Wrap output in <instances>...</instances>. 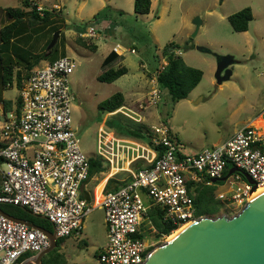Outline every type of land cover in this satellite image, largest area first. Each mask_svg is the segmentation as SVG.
<instances>
[{
  "label": "built area",
  "instance_id": "2783aa9c",
  "mask_svg": "<svg viewBox=\"0 0 264 264\" xmlns=\"http://www.w3.org/2000/svg\"><path fill=\"white\" fill-rule=\"evenodd\" d=\"M35 7L39 13L44 9L38 3ZM102 20L107 19L87 20L79 34H102L94 26ZM110 49L117 54L126 49L134 52L133 46L118 42ZM172 51L180 54L177 47ZM74 66L75 60L68 54L34 66L17 89L19 104L14 99L5 107L0 100V164L4 165L0 166V202L43 215L56 237L79 233L85 214L100 206L105 241L96 253L98 263L140 264L148 249L166 236L156 235L147 214L151 206L161 208L162 219L175 228L198 216L186 180L212 183L211 178L223 175L226 164L246 172L252 182L233 171L224 179L225 190L215 193L232 212L264 188V128L259 132L249 121L224 140L194 153L179 150L162 120L149 125L145 140L119 136L106 126V118L115 113L141 121L140 110L159 101L162 91L154 69L149 71L151 85L135 107L121 104L104 111L96 126L95 156L110 172L125 171V181L115 189L100 190L96 201L82 196L88 155L80 149L72 123L74 95L68 75ZM46 245L42 231L0 213V264H18L23 254L32 255Z\"/></svg>",
  "mask_w": 264,
  "mask_h": 264
},
{
  "label": "rangeland",
  "instance_id": "374dc122",
  "mask_svg": "<svg viewBox=\"0 0 264 264\" xmlns=\"http://www.w3.org/2000/svg\"><path fill=\"white\" fill-rule=\"evenodd\" d=\"M19 1L0 0V8L4 3L13 5ZM35 1L49 10L53 3L59 7L53 9L56 13L53 12L48 21L20 31L18 49L31 55L29 59L33 58V54L45 50L53 32L59 30L54 46L48 51L50 53L46 51V56H42L35 66L62 54L75 60L68 75L70 91L74 95L72 123L80 149L88 156L96 154V126L103 114L97 108V102L116 90L122 91L127 101L141 92L144 96L151 85L148 69L153 71L154 66L162 65L161 47L168 41L177 45L186 64L201 69V77L185 97L176 101L162 90L159 101L141 109L140 114L141 121L147 125L162 120L177 138L180 150L192 153L209 147L216 140L227 138L250 121L255 113L264 110V0H150L149 11L140 14L133 12L132 0ZM104 6L114 12L115 17L106 20L105 25L100 22L94 25L103 30L102 34L83 36L85 42L94 43L95 48L91 49L77 39V28ZM243 6L250 7L252 18L245 30L234 31L225 15ZM195 16L200 23L192 34ZM7 19L5 15L3 23ZM111 20L113 23L109 24ZM113 42L127 48L133 46L134 52L126 49L112 62L113 66L125 65L123 74L112 81H102L96 75L102 69L100 61L107 47ZM196 46H203L205 50ZM217 64L223 68L220 75L227 72L219 83L214 78ZM17 94L14 81L11 86L0 85V99L14 100ZM114 115L132 120L120 113ZM258 116L254 118V124L260 126L264 122V112ZM102 181L103 178L94 187L95 199L99 198ZM212 184L214 196L218 199L215 193L224 191L226 182L220 180ZM218 205V214L234 213L224 204L218 202ZM104 238L103 209L94 206L85 214L80 232L63 237L58 251L63 254L65 264H99L96 253Z\"/></svg>",
  "mask_w": 264,
  "mask_h": 264
},
{
  "label": "trees",
  "instance_id": "16d2710c",
  "mask_svg": "<svg viewBox=\"0 0 264 264\" xmlns=\"http://www.w3.org/2000/svg\"><path fill=\"white\" fill-rule=\"evenodd\" d=\"M32 1L33 2H30V0H21L18 6H6L4 8V12L9 17V20L0 25V85L2 87L11 86L12 81H14V84L18 89L27 77L32 66L35 65L42 56H46L47 54V49L45 48L44 51L40 50L38 53L33 54V58L29 59L31 55H27L25 52H20L18 49L19 45L17 44V41L21 37L20 31H26L31 28V26H36L42 22L48 21L51 18V14L55 12V9L53 10V8L51 10L44 8L41 10V13H39L35 7L37 2L35 0ZM149 6L150 0H132V9L134 13H147L149 11ZM112 16L113 12H111L107 6H104L100 10L94 12L89 19L105 18L110 20L113 19ZM251 17V9L249 6H243L226 15V19L231 29L234 31L245 30ZM85 23L86 21L78 25L77 39L85 44V46L94 49V43L85 42L83 36L79 34V32L83 30ZM46 42L47 40L45 43ZM174 47H177V45L173 41L165 42L162 45L161 55L164 59V63L159 67L154 66V69L157 70L156 81L159 87L168 93L171 100L176 101L185 97L191 88L196 85L201 77L202 71L197 67L186 64L179 54L172 51ZM183 47L185 48L186 44H184ZM49 53L50 52H48V54ZM120 55L121 54H117L109 49L100 61L102 69L96 75V78L109 82L123 74L126 71L124 64L118 63L115 66L111 65ZM51 60L52 59H49L48 61ZM0 100L5 107H9L12 102V100L8 98ZM15 102L17 105L19 104L17 96L15 97ZM121 104H124V97L121 91L116 90L104 99L98 101L96 106L100 112H104L112 110ZM105 124L107 127L112 128L117 135L145 140L150 133L148 125L144 122L123 120L114 114L106 118ZM87 161V178L93 173L105 169L101 160L95 155H89ZM228 167L230 166L226 164L223 174ZM123 181V179L120 180L109 176L104 183L103 190L115 189L117 186L121 185ZM186 185L191 194L197 215L204 214L214 216L218 214L219 201L214 196L215 188L212 183L205 184L193 180H186ZM82 196L89 198L88 195ZM0 207L2 210L15 217L25 219L49 230L52 229L51 223L45 217L32 214L29 209L24 206L21 207L17 204L0 202ZM147 214L157 230L156 235H169V233L176 227V225L170 221L162 219V212L159 207L151 206L147 210ZM62 240L63 237H57L56 245L41 256L40 264H65L63 254L58 251V246ZM26 256H28V254L25 253L19 259L21 260Z\"/></svg>",
  "mask_w": 264,
  "mask_h": 264
},
{
  "label": "water",
  "instance_id": "95a60500",
  "mask_svg": "<svg viewBox=\"0 0 264 264\" xmlns=\"http://www.w3.org/2000/svg\"><path fill=\"white\" fill-rule=\"evenodd\" d=\"M193 22L195 27L192 34L195 33L200 19L195 16ZM58 31L53 32L47 43V52L54 44ZM196 47L205 50L203 46ZM222 69L220 64L215 67L214 78L217 83L227 76L226 71L220 75ZM233 171L240 170L230 166L223 175L211 178V181L224 180ZM240 172L248 182H252L246 172ZM0 213L45 234L47 245L18 262L40 264L41 256L56 245L57 237L53 229L49 230L15 217L1 207ZM174 230L168 238L149 248L140 264H264V188L249 196L234 213L221 212L214 216L200 214Z\"/></svg>",
  "mask_w": 264,
  "mask_h": 264
},
{
  "label": "crops",
  "instance_id": "0c3cea01",
  "mask_svg": "<svg viewBox=\"0 0 264 264\" xmlns=\"http://www.w3.org/2000/svg\"><path fill=\"white\" fill-rule=\"evenodd\" d=\"M20 2H21V0L19 1V3L17 4V3H12L13 5H11V4H8V3H4L2 6H1V8H0V25L3 23V19H4V16L6 15L5 14V12H4V8L6 7V6H18L19 4H20ZM16 4V5H15ZM39 4V3H38ZM54 4V3H53ZM57 4V3H56ZM101 4V3H100ZM150 4H151V1H150ZM149 8H150V6H149ZM114 13V12H113ZM230 13V12H229ZM228 13H226V15H227ZM254 14V13H253ZM226 15H225V17H226ZM251 15H252V12H251ZM3 16V17H2ZM113 16H114V14H113ZM115 17V16H114ZM252 18V17H251ZM9 20V17H8V19L6 20V21H8ZM5 21V22H6ZM112 21V20H111ZM102 25H105L107 22H106V20H102L101 22H100ZM118 28H119V25H118ZM119 29H121V28H119ZM118 29V30H119ZM119 34H121V32H119ZM114 43V42H113ZM113 43H111V45L113 44ZM111 45L109 46V47H107V49H106V52L110 49V47H111ZM106 52H105V54H106ZM180 55V54H179ZM44 63V62H43ZM163 63H164V61H163ZM35 65H33L32 67H34ZM149 68V67H148ZM154 70V69H153ZM148 71H150V69H148ZM145 77H147L148 78V76L146 75ZM138 89L139 90H141V88H140V86L138 87ZM163 89H161V91H162ZM121 93H122V91H121ZM122 95H123V97H124V104H126V105H128V106H134L135 105V103L140 99V98H142L143 97V92H141V93H139V95L138 96H136V97H134L133 99H130V101H127V99H126V97H125V95L122 93ZM262 112H264V110H261V111H259V112H257V113H255L254 115H253V117L251 118V120L249 121V122H251V121H255L257 118V116L258 115H261V113ZM142 116V115H141ZM259 117V116H258ZM254 118H256V119H254ZM143 121V120H142ZM160 121V120H159ZM154 124V123H153ZM149 125H151V124H149ZM149 125H148V127H149ZM167 126V125H166ZM168 127V126H167ZM110 128V127H109ZM112 129V128H111ZM169 129V128H168ZM113 130V129H112ZM169 131H170V133L174 136V138L177 140V138L175 137V135L171 132V130L169 129ZM116 134V133H115ZM119 136H123V135H119ZM140 139V138H139ZM224 140V139H223ZM220 141H222V140H220ZM219 140H216L214 143H218V142H220ZM178 142V141H177ZM213 143V144H214ZM179 144V143H178ZM179 150H180V146H179ZM182 153H185V152H183L182 150H180ZM198 151V150H197ZM194 152H196V151H194ZM194 152H192V153H194ZM102 165H103V163H102ZM104 166V170H102V171H99V172H96V173H93L90 177H88L86 180H84L82 183H81V186H80V194L81 195H88L89 196V199L90 198H96L95 196H94V187L100 182V180H102V178H103V181H102V184H101V188H100V190H103V186H104V183H105V181H106V179H107V177H109V176H111V177H114V178H117V179H123L124 181H125V179H126V172L125 171H116V172H110L107 168H106V166L105 165H103ZM123 181V182H124ZM220 181V180H219ZM215 182V181H214ZM100 190H99V192H100ZM219 201V200H218ZM104 241H105V238H104ZM104 241H103V243H104ZM62 242V241H61ZM103 243H102V245H103ZM101 245V246H102ZM100 246V247H101ZM99 247V248H100Z\"/></svg>",
  "mask_w": 264,
  "mask_h": 264
},
{
  "label": "bare ground",
  "instance_id": "6f19581e",
  "mask_svg": "<svg viewBox=\"0 0 264 264\" xmlns=\"http://www.w3.org/2000/svg\"><path fill=\"white\" fill-rule=\"evenodd\" d=\"M251 123L253 124V125H255L254 124V121H251ZM255 127H257L258 129H259V132H261L262 130H263V128H264V122L262 123V124H260V126H258V125H255ZM258 191V190H257ZM257 191H255V192H257ZM94 200L96 201V200H98V199H95L94 198ZM175 231V230H174ZM170 236V235H169ZM168 236V237H169Z\"/></svg>",
  "mask_w": 264,
  "mask_h": 264
}]
</instances>
